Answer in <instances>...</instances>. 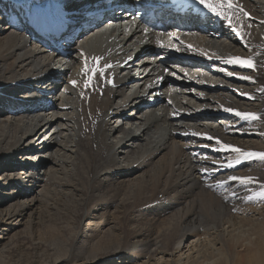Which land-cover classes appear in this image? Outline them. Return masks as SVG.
Instances as JSON below:
<instances>
[{
    "label": "bare ground",
    "instance_id": "obj_1",
    "mask_svg": "<svg viewBox=\"0 0 264 264\" xmlns=\"http://www.w3.org/2000/svg\"><path fill=\"white\" fill-rule=\"evenodd\" d=\"M47 1L0 0V23L3 12L19 19ZM59 1L69 12L82 6L79 26L88 0ZM213 3L231 20L222 23L224 38L190 37L175 49L191 59L177 74L200 70L204 80L173 81L186 92L181 98L212 113L186 121L174 108L140 107L153 99L132 88L144 89L151 76L145 56L117 79L116 91L99 96L97 77L83 87L89 71L82 79L76 63L113 34L89 33L57 72L29 37L0 24V264H264V198L257 195L264 161L242 160L227 172L238 153L224 147L264 153V0ZM81 43L91 47L83 51ZM230 57L250 58L254 67L228 64ZM52 75L65 83L41 89ZM132 105L137 117L125 111ZM226 108L260 113L261 136L254 137L257 119ZM37 136L44 152L32 146Z\"/></svg>",
    "mask_w": 264,
    "mask_h": 264
},
{
    "label": "snow or ice",
    "instance_id": "obj_2",
    "mask_svg": "<svg viewBox=\"0 0 264 264\" xmlns=\"http://www.w3.org/2000/svg\"><path fill=\"white\" fill-rule=\"evenodd\" d=\"M198 3L203 5V7L205 9H207L208 11H210L211 13L217 15V16H223L224 19H228L229 23L231 25V20L229 18L228 15H226L223 11H219L218 10V6L217 4L213 3V0H198ZM228 7L232 8L233 4L231 3V0H228ZM241 11H243V9H241ZM245 15H248L247 13H245ZM233 31H236V29L233 27ZM236 35L239 37L240 33L236 32ZM161 47H164V45H160ZM172 47H175V45H173ZM178 50V49H177ZM187 50H194L192 45H188L187 46ZM202 55H206L205 53H201ZM93 59L95 60H99L100 57H94ZM226 63L228 64H235V65H240L243 67H248V68H253L254 67V63L253 61L249 58V59H243L240 57H230L226 60ZM82 71H84L85 73H87V71H89V69L87 68V64L85 63V68L82 69ZM91 71L95 72L96 69H91ZM228 75H233L232 72H228ZM242 79H251V77H241ZM91 77H89L86 81L85 84L86 86L89 85ZM71 83L75 84V81H71ZM242 95H247L246 93H242ZM225 111L228 112H234V114L238 117H240L241 119H245V120H256L259 119L260 117L257 116L256 113H244V112H240L238 110H234V109H230V108H226L224 109ZM194 135H199L198 133H193ZM211 138V137H210ZM219 143V141H218ZM225 148H230L233 152L238 153V157L236 159V163L239 164L242 160H250L253 158H258L262 161H264V153H257V152H244L243 150H241L240 148L234 147L232 145H224ZM221 167H224V165H221ZM227 167L232 168L234 167V165L230 162L227 164ZM201 171H206V169H201ZM228 179L230 180H234V181H238L241 183H247L250 182L252 180L251 177H236V176H230ZM258 196H260L261 198H264V190L260 191L259 193H257Z\"/></svg>",
    "mask_w": 264,
    "mask_h": 264
},
{
    "label": "rangeland",
    "instance_id": "obj_3",
    "mask_svg": "<svg viewBox=\"0 0 264 264\" xmlns=\"http://www.w3.org/2000/svg\"><path fill=\"white\" fill-rule=\"evenodd\" d=\"M1 25H4V24H6L5 22H2V23H0ZM0 25V26H1ZM80 43V42H79ZM78 43V44H79ZM77 48V47H76ZM76 53H77V51H76ZM54 65H56L55 63H54ZM72 69H73V64H72ZM60 76H61V74H59ZM62 77V76H61ZM58 79V78H57ZM48 80V81H47ZM61 80H63L62 82H61ZM60 81V83H65V80L64 79H62V78H60L57 82H59ZM44 83H46V84H48V83H50L49 85H48V87L47 88H49L50 86H52L53 84H54V82H53V80L52 81H50V79H46V82H43V84H41V87L42 88H45L47 85H45ZM45 85V86H44ZM129 93H131V91L130 92H128V94ZM54 97H55V95L54 96H52V99H50V100H54ZM56 98H58V96H56ZM254 102V101H253ZM135 107L132 105V106H130V108L129 109H126L125 111H126V113H128V115L130 116V115H134L135 117H137L138 115L135 113ZM130 111H132V112H130ZM134 111V112H133ZM38 138V136L37 137H35L34 139H33V144H32V146L34 147V149H37L38 151H42V152H44L43 151V148H42V145H43V143H41V139L39 138V139H37ZM29 148V147H28ZM40 149H42V150H40ZM27 152H29L28 150H27ZM38 161V162H37ZM35 162L36 163H38L39 164V160H35ZM40 171V170H39ZM1 181V180H0ZM1 182H3V181H1ZM13 186L14 185H11V186H9L8 187V190H11L12 188H13ZM19 189V188H18ZM170 204V203H169Z\"/></svg>",
    "mask_w": 264,
    "mask_h": 264
}]
</instances>
